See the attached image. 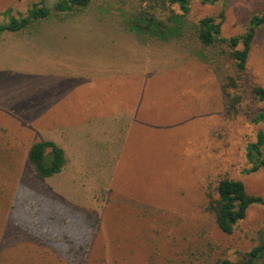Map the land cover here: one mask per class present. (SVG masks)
<instances>
[{"label":"rangeland","instance_id":"obj_1","mask_svg":"<svg viewBox=\"0 0 264 264\" xmlns=\"http://www.w3.org/2000/svg\"><path fill=\"white\" fill-rule=\"evenodd\" d=\"M36 1L0 0V13ZM126 1L94 0L83 14L44 23L43 34L0 35V264L240 263L264 239V205L231 234L205 211L222 177L264 198V168L245 173L246 145L264 133L252 122L264 101L247 95L227 115L228 63L193 38L162 43L125 31ZM221 10L223 36H235L264 13V0H192L186 17ZM241 80L264 88V24ZM46 140L66 164L42 178L28 150Z\"/></svg>","mask_w":264,"mask_h":264},{"label":"trees","instance_id":"obj_2","mask_svg":"<svg viewBox=\"0 0 264 264\" xmlns=\"http://www.w3.org/2000/svg\"><path fill=\"white\" fill-rule=\"evenodd\" d=\"M94 0H57L51 6L46 0H37L24 13H15L7 8L0 13V35L43 34L44 23L62 16H77L93 8ZM219 0H199L201 4H215ZM124 3V2H123ZM192 0H127L126 10H122L124 30L138 38L155 40L162 43L184 42L190 39L202 48L213 50L212 59L219 64L228 63L232 73L224 78L221 85L226 114L238 113L239 106L249 95L253 101H264V88L251 85L246 88L241 78L247 71L249 55L257 37L258 29L264 24V13L253 15L245 30L235 36L222 34L225 20L224 10L215 16L207 15L191 23L187 14L191 10ZM110 3L106 9L109 10ZM97 13L99 10L95 8ZM176 9L178 11H176ZM99 15V14H98ZM62 21V20H60ZM200 56L201 52H195ZM207 58V57H206ZM254 124L264 122V111L260 109L252 118ZM264 133L259 131L255 141L246 145L245 155L250 167L246 174H252L264 168ZM28 160L42 178L60 173L65 164V152L53 141L33 143L28 150ZM210 186V185H209ZM208 188V187H207ZM214 195L206 193L205 211L213 218L216 226L225 234H231L235 226L246 218L251 206L264 205V198L249 194L242 181L222 177L214 185ZM215 264H264V239L252 248L240 261L234 263L221 259Z\"/></svg>","mask_w":264,"mask_h":264}]
</instances>
